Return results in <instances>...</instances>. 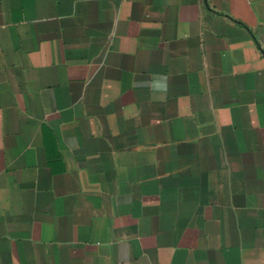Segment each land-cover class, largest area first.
I'll return each mask as SVG.
<instances>
[{"label":"crops","instance_id":"1","mask_svg":"<svg viewBox=\"0 0 264 264\" xmlns=\"http://www.w3.org/2000/svg\"><path fill=\"white\" fill-rule=\"evenodd\" d=\"M0 264H264V0H0Z\"/></svg>","mask_w":264,"mask_h":264}]
</instances>
